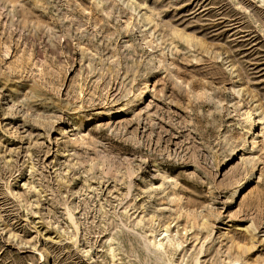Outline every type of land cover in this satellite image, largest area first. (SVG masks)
<instances>
[{
  "label": "rangeland",
  "instance_id": "1",
  "mask_svg": "<svg viewBox=\"0 0 264 264\" xmlns=\"http://www.w3.org/2000/svg\"><path fill=\"white\" fill-rule=\"evenodd\" d=\"M0 264H264V0H0Z\"/></svg>",
  "mask_w": 264,
  "mask_h": 264
},
{
  "label": "bare ground",
  "instance_id": "2",
  "mask_svg": "<svg viewBox=\"0 0 264 264\" xmlns=\"http://www.w3.org/2000/svg\"><path fill=\"white\" fill-rule=\"evenodd\" d=\"M255 126H256V124H255V122H253V124H252V130L255 128ZM252 130H251V133H252Z\"/></svg>",
  "mask_w": 264,
  "mask_h": 264
}]
</instances>
